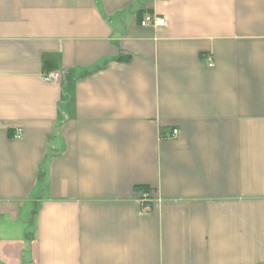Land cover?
I'll return each mask as SVG.
<instances>
[{
    "label": "crops",
    "instance_id": "crops-1",
    "mask_svg": "<svg viewBox=\"0 0 264 264\" xmlns=\"http://www.w3.org/2000/svg\"><path fill=\"white\" fill-rule=\"evenodd\" d=\"M0 264H264V0H0Z\"/></svg>",
    "mask_w": 264,
    "mask_h": 264
},
{
    "label": "built area",
    "instance_id": "built-area-1",
    "mask_svg": "<svg viewBox=\"0 0 264 264\" xmlns=\"http://www.w3.org/2000/svg\"><path fill=\"white\" fill-rule=\"evenodd\" d=\"M139 23L142 26H164L167 24V20L164 17L156 16L151 13H146L141 17ZM40 78L46 82H58L61 79V73L59 71L44 72L40 75ZM175 133L176 130H173V134ZM16 135L17 137H19L20 130L17 131Z\"/></svg>",
    "mask_w": 264,
    "mask_h": 264
},
{
    "label": "trees",
    "instance_id": "trees-1",
    "mask_svg": "<svg viewBox=\"0 0 264 264\" xmlns=\"http://www.w3.org/2000/svg\"><path fill=\"white\" fill-rule=\"evenodd\" d=\"M142 187H144V186H142Z\"/></svg>",
    "mask_w": 264,
    "mask_h": 264
}]
</instances>
